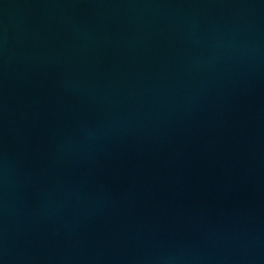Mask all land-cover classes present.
<instances>
[{
	"label": "water",
	"instance_id": "1",
	"mask_svg": "<svg viewBox=\"0 0 264 264\" xmlns=\"http://www.w3.org/2000/svg\"><path fill=\"white\" fill-rule=\"evenodd\" d=\"M0 264H264V0H0Z\"/></svg>",
	"mask_w": 264,
	"mask_h": 264
}]
</instances>
